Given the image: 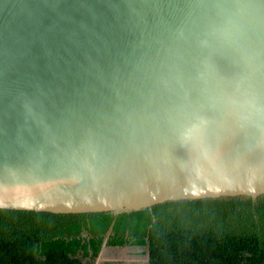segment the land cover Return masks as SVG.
Returning a JSON list of instances; mask_svg holds the SVG:
<instances>
[{
	"label": "water",
	"instance_id": "obj_1",
	"mask_svg": "<svg viewBox=\"0 0 264 264\" xmlns=\"http://www.w3.org/2000/svg\"><path fill=\"white\" fill-rule=\"evenodd\" d=\"M222 2L0 0V210L264 195V43Z\"/></svg>",
	"mask_w": 264,
	"mask_h": 264
},
{
	"label": "trees",
	"instance_id": "obj_2",
	"mask_svg": "<svg viewBox=\"0 0 264 264\" xmlns=\"http://www.w3.org/2000/svg\"><path fill=\"white\" fill-rule=\"evenodd\" d=\"M108 247L148 264H264V195L182 200L125 213L0 210V264H95Z\"/></svg>",
	"mask_w": 264,
	"mask_h": 264
},
{
	"label": "clouds",
	"instance_id": "obj_3",
	"mask_svg": "<svg viewBox=\"0 0 264 264\" xmlns=\"http://www.w3.org/2000/svg\"><path fill=\"white\" fill-rule=\"evenodd\" d=\"M261 5H264V0H259V3L256 0H223L225 32L230 40L238 45L264 43V8Z\"/></svg>",
	"mask_w": 264,
	"mask_h": 264
},
{
	"label": "rangeland",
	"instance_id": "obj_4",
	"mask_svg": "<svg viewBox=\"0 0 264 264\" xmlns=\"http://www.w3.org/2000/svg\"><path fill=\"white\" fill-rule=\"evenodd\" d=\"M146 248L108 249L101 253L96 264H148Z\"/></svg>",
	"mask_w": 264,
	"mask_h": 264
},
{
	"label": "crops",
	"instance_id": "obj_5",
	"mask_svg": "<svg viewBox=\"0 0 264 264\" xmlns=\"http://www.w3.org/2000/svg\"><path fill=\"white\" fill-rule=\"evenodd\" d=\"M108 249H111V247L107 248L106 250H108ZM113 250H114V249H113ZM115 250H119V249H115Z\"/></svg>",
	"mask_w": 264,
	"mask_h": 264
},
{
	"label": "flooded vegetation",
	"instance_id": "obj_6",
	"mask_svg": "<svg viewBox=\"0 0 264 264\" xmlns=\"http://www.w3.org/2000/svg\"><path fill=\"white\" fill-rule=\"evenodd\" d=\"M98 261V260H97Z\"/></svg>",
	"mask_w": 264,
	"mask_h": 264
}]
</instances>
